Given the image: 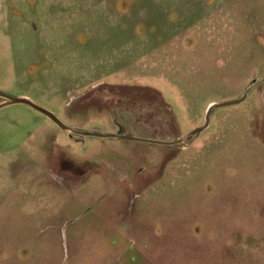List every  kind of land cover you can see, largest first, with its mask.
Returning a JSON list of instances; mask_svg holds the SVG:
<instances>
[{
  "label": "rangeland",
  "instance_id": "rangeland-1",
  "mask_svg": "<svg viewBox=\"0 0 264 264\" xmlns=\"http://www.w3.org/2000/svg\"><path fill=\"white\" fill-rule=\"evenodd\" d=\"M0 92V264H264V0H0Z\"/></svg>",
  "mask_w": 264,
  "mask_h": 264
},
{
  "label": "water",
  "instance_id": "water-1",
  "mask_svg": "<svg viewBox=\"0 0 264 264\" xmlns=\"http://www.w3.org/2000/svg\"><path fill=\"white\" fill-rule=\"evenodd\" d=\"M0 98H3L5 99V102L4 104H2L0 106V109L3 108V107H6V106H9V105H16V104H23V105H27L29 106L30 108L42 113L43 115H45L47 118H49L52 122H54L57 126H59L61 129H63L64 131L66 132H73V130L71 128H69L68 126H66L53 112L35 104L32 100L28 99V98H23V97H11V96H8L4 93H1L0 92ZM243 100H240V101H236V102H228V103H223V104H219V105H213L211 108H210V111H209V115H208V123H209V117H210V113L211 111L216 108V107H223V106H228V105H234V104H238V103H241ZM208 123L203 126L202 128L198 129L196 132H194L190 137H194V136H197L198 134H200L202 131H204L207 126H208ZM84 135H87V136H94V137H100V138H112V137H116V136H113V135H103V134H98V133H83ZM178 143H181V141H175L173 142L172 144H178Z\"/></svg>",
  "mask_w": 264,
  "mask_h": 264
},
{
  "label": "flooded vegetation",
  "instance_id": "flooded-vegetation-1",
  "mask_svg": "<svg viewBox=\"0 0 264 264\" xmlns=\"http://www.w3.org/2000/svg\"><path fill=\"white\" fill-rule=\"evenodd\" d=\"M3 99V98H2ZM4 101H5V99H3ZM123 134V129L121 130V132L119 133V135H122ZM168 145H170V144H168ZM69 166H71L74 170H77V166L76 165H74V164H72V163H70L69 161H68V163H67ZM62 164H60V166H61ZM60 166H59V168H60Z\"/></svg>",
  "mask_w": 264,
  "mask_h": 264
}]
</instances>
